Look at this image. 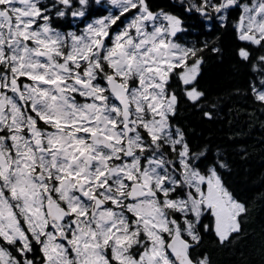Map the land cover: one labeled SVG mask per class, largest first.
I'll use <instances>...</instances> for the list:
<instances>
[{
    "label": "snow or ice",
    "instance_id": "1",
    "mask_svg": "<svg viewBox=\"0 0 264 264\" xmlns=\"http://www.w3.org/2000/svg\"><path fill=\"white\" fill-rule=\"evenodd\" d=\"M225 60L264 117V0H0V264H213L246 237L248 149L182 122L216 118Z\"/></svg>",
    "mask_w": 264,
    "mask_h": 264
},
{
    "label": "trees",
    "instance_id": "2",
    "mask_svg": "<svg viewBox=\"0 0 264 264\" xmlns=\"http://www.w3.org/2000/svg\"><path fill=\"white\" fill-rule=\"evenodd\" d=\"M208 83L213 96L220 98L216 118L208 121L198 113L188 111L182 113V122L197 142L248 149L245 159L234 151L229 158L233 162V181L254 207L246 237L230 249L217 247L209 238L205 250L213 264H264V249L261 248L264 244V128L259 126L264 117L253 112L250 101L230 94L241 84V78L234 76L229 61L213 66ZM229 137L236 143L233 144Z\"/></svg>",
    "mask_w": 264,
    "mask_h": 264
}]
</instances>
